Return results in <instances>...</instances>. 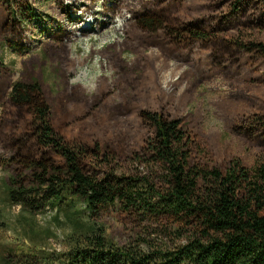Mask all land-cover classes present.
Returning a JSON list of instances; mask_svg holds the SVG:
<instances>
[{"label":"trees","instance_id":"16d2710c","mask_svg":"<svg viewBox=\"0 0 264 264\" xmlns=\"http://www.w3.org/2000/svg\"><path fill=\"white\" fill-rule=\"evenodd\" d=\"M28 2L0 0L9 16L5 32L23 36L19 25L33 17ZM203 9L180 25L167 13H143L138 26L165 27L176 42L212 46L220 72L227 64L251 71L264 64V0H205ZM27 75L10 85L7 102L30 118L34 148L0 159L12 167L1 180L0 202L20 207L16 229L29 247L15 256L17 264H264V158L253 166L238 157L213 162L157 80L151 93L131 83L135 92L112 104L105 78L91 96L69 86L55 99L41 77ZM56 110L75 117L85 134L55 127ZM236 131L264 149V114L247 115ZM121 162L130 164L128 174L119 172ZM108 210L152 229L110 236L102 221ZM39 215L55 223L39 227ZM52 225L70 228L62 250L45 247L57 238Z\"/></svg>","mask_w":264,"mask_h":264},{"label":"rangeland","instance_id":"374dc122","mask_svg":"<svg viewBox=\"0 0 264 264\" xmlns=\"http://www.w3.org/2000/svg\"><path fill=\"white\" fill-rule=\"evenodd\" d=\"M204 2L29 0L32 9L29 14L33 19L30 17L19 25L23 30L21 38L4 31L9 16L1 7L0 159L16 158L34 148L30 118L7 102L10 85L27 78V72H30L34 78H42L40 80L50 88L55 99L67 95L69 86L80 87L91 96L100 80L105 78L110 87L105 98L112 104L120 103L126 94L135 92L131 83L136 84L139 91L149 88L151 93V86L154 87L157 80L158 92L173 96L177 113L199 134L202 147L213 162L223 164L238 157L244 164L253 166L262 160L264 149L236 130L247 115L264 114V64L256 71L227 64L228 70L220 72L213 64L212 46L201 41L194 44L176 42L177 36L174 32L170 35L165 27L146 31L138 26L140 16L153 11L169 14L171 23L180 25L190 14H203ZM247 34L257 36V32ZM72 59L75 67L70 69ZM135 61L138 66L133 65ZM126 75L135 78L128 84L117 81L118 77ZM138 105L139 102L134 103L131 110L135 112ZM55 113V127L73 128L76 138L85 134L82 132L86 129L75 117H64L62 114L65 113L58 110ZM66 122L69 124L63 125ZM109 126L111 122L101 124L100 129ZM129 165L119 163V172L128 174ZM11 169L0 165V199L1 180ZM0 210V264H17L15 256L29 249L16 229L20 207L5 208L0 202ZM102 221L110 236L127 234L133 229L145 236L152 229L113 210H108ZM36 222L39 227L55 223L54 219L41 215L37 216ZM52 227L57 238H51L45 247L62 250V237L70 228L68 225L56 230L54 225Z\"/></svg>","mask_w":264,"mask_h":264},{"label":"bare ground","instance_id":"6f19581e","mask_svg":"<svg viewBox=\"0 0 264 264\" xmlns=\"http://www.w3.org/2000/svg\"><path fill=\"white\" fill-rule=\"evenodd\" d=\"M88 26H89V24H88ZM83 27H85V26H83ZM86 29V28H85Z\"/></svg>","mask_w":264,"mask_h":264}]
</instances>
